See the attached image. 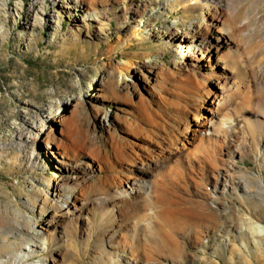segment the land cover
<instances>
[{"label": "rangeland", "instance_id": "374dc122", "mask_svg": "<svg viewBox=\"0 0 264 264\" xmlns=\"http://www.w3.org/2000/svg\"><path fill=\"white\" fill-rule=\"evenodd\" d=\"M137 2L0 0V264H15L18 250L32 243L27 239L30 231L43 229L40 211L47 209L48 199H64L67 194L58 185L79 180L82 187L90 185L86 195L92 198L100 184L98 178L106 174L85 156L75 164L59 155L45 154L42 148L38 153L24 147L19 143L20 135L34 122L50 118V111L65 113L71 101L79 99L85 107L76 110L79 124L94 123L103 149L109 151L106 130L95 122L93 110L108 113L114 123L117 115L131 119L124 110L129 109L126 99L135 96L133 83L139 84L146 95L149 92L140 70L154 76L160 63L184 61L177 53L181 52L178 43L164 36L158 39L156 30L170 23L185 30L190 18L201 15L198 8L204 2L146 0L148 8L142 18L133 14ZM85 8L91 16L81 15ZM113 84L119 91L117 98L108 93ZM50 123L56 124V120ZM116 125L115 140L127 138L120 124ZM169 125L168 133L179 134L173 123ZM253 133L261 135L257 150L234 158L232 168L237 180H247L249 192L242 185L223 190L222 182L214 188L211 177L205 180L210 194L202 205L179 200L167 206L151 197L141 200L151 213L165 208L195 210L193 230L183 223L186 214H179L172 223L170 232L177 250L172 246L157 248L160 238L152 236L155 228L146 231V243L140 242L137 251L121 250V232L114 228L116 233L111 235L110 228L121 218L115 222L105 216L101 219L96 205L88 211L83 205L76 221L59 223L53 231L45 232L46 249L36 248L23 264L43 258H53L54 264H264V234L245 221L264 226V195L258 192L255 179L259 176L264 184V129L257 127ZM188 136L189 140L195 138L193 134ZM196 144H188L194 153L198 152ZM186 162L181 160L182 167ZM184 172V180L179 183L186 184V190L175 186L169 195L175 191L199 200L201 194L194 192ZM164 184L169 185L168 181ZM133 221L129 218L126 223ZM125 230L131 234L128 226ZM7 255L10 257L5 259Z\"/></svg>", "mask_w": 264, "mask_h": 264}, {"label": "bare ground", "instance_id": "6f19581e", "mask_svg": "<svg viewBox=\"0 0 264 264\" xmlns=\"http://www.w3.org/2000/svg\"><path fill=\"white\" fill-rule=\"evenodd\" d=\"M174 1L177 0H170L171 3ZM201 1L204 2V6L198 8L201 15L190 18L185 30L173 23L156 30L158 39L164 36L178 43L181 52L177 53H181L184 61L171 65L160 63L154 76L140 70L149 87L148 95L141 91L139 84L133 83L135 96L126 99L129 109L124 110L131 119L123 114L114 117L127 138L115 140L116 123L108 113L95 108V122L107 133L105 144L109 151H105L94 123L79 124L76 110H85L79 99L71 101L65 113L50 111V118L34 122L20 135L19 143L24 147L38 150V153L42 148L45 154L59 155L75 164L85 156L98 163L99 170L104 168L106 174L98 178L100 184L91 194L93 199L86 195L90 185L82 187L79 180L58 185L59 190H66L67 194L64 199L61 196L48 199L47 209L40 211L43 229L30 231L27 239L32 243H25L18 250L15 264H23L36 248L44 251L43 241L47 237L44 233L53 231L59 223L76 221L83 205L87 211L96 205L101 211V219L105 216L115 222L120 217V222L110 226L111 235L118 229L121 250L132 253L137 251L140 242L146 243V231L153 228L152 236L160 238L155 245L157 248L177 247L170 229L179 214H186L183 223L187 228H196L197 213L193 208L188 211L186 208H165L151 213L141 201L144 198L151 197L167 206L177 204L179 200L202 205L210 194L205 180L211 177L214 188L222 182L223 190H227V186L236 189L242 185L246 192L250 191L247 180H237L232 168L234 158L257 150L261 135L255 136L253 130L264 129V0ZM147 8L146 0H138L133 14L142 18ZM89 11L85 8L81 15L89 17ZM77 12L75 9V17ZM108 93L113 98L119 97L114 84ZM50 120H56V124H51ZM170 123L179 134L166 131ZM189 134L195 138L189 140ZM194 141L197 142L196 153L188 146ZM181 160L187 161L186 167H182ZM184 171L191 188L201 194L199 200L175 191L169 195L172 187L186 190V184L179 183L184 180ZM256 177L258 192L264 195L262 179ZM164 181L169 185L166 186ZM129 218L134 221L126 223ZM245 221L264 234L263 225ZM127 226L131 234L125 230ZM9 257L7 255L5 259ZM54 262L53 258H43L30 264Z\"/></svg>", "mask_w": 264, "mask_h": 264}]
</instances>
